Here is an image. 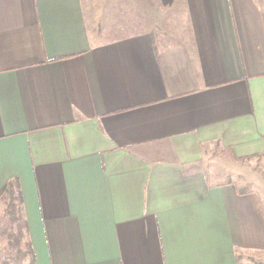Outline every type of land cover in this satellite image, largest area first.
<instances>
[{"label": "crops", "instance_id": "crops-1", "mask_svg": "<svg viewBox=\"0 0 264 264\" xmlns=\"http://www.w3.org/2000/svg\"><path fill=\"white\" fill-rule=\"evenodd\" d=\"M113 4L94 31L102 0H0V195L31 264H241L264 215L209 164L264 161V0Z\"/></svg>", "mask_w": 264, "mask_h": 264}, {"label": "rangeland", "instance_id": "rangeland-1", "mask_svg": "<svg viewBox=\"0 0 264 264\" xmlns=\"http://www.w3.org/2000/svg\"><path fill=\"white\" fill-rule=\"evenodd\" d=\"M103 2L104 7L94 10V15L96 11L99 12V16H95L96 22L93 23L94 31H96L97 26L101 28L104 23H108L114 12L117 11V9L112 8L114 0H102V4ZM120 11L123 12V16L120 17L121 22L126 21L128 19L127 14H129L128 9L123 8ZM131 14L136 15V13ZM215 155L214 160L209 164V168H212V171L216 169L220 172L217 178L232 180L242 190L253 192L257 196L262 209L261 212L264 215V161L255 155L235 160L225 150L218 151ZM14 195L9 190L0 195V264H27L29 259L27 242H25L24 231L21 229V218L17 208L19 207L18 200ZM11 201L15 204L17 221H13L10 217L9 210L11 207L9 204ZM239 258L241 264H264V249L240 250Z\"/></svg>", "mask_w": 264, "mask_h": 264}, {"label": "trees", "instance_id": "trees-1", "mask_svg": "<svg viewBox=\"0 0 264 264\" xmlns=\"http://www.w3.org/2000/svg\"><path fill=\"white\" fill-rule=\"evenodd\" d=\"M9 191H11V194H12V190L10 189ZM9 205L11 207L10 210H9L10 217H11L12 220H14V221L16 220L17 221L16 210L14 208L15 204H13V202L11 201ZM27 250H28V254H29L28 262H29V264H31L33 262V260H32L33 253H32V251H31V249L29 247H27ZM4 264H8V263H4Z\"/></svg>", "mask_w": 264, "mask_h": 264}]
</instances>
